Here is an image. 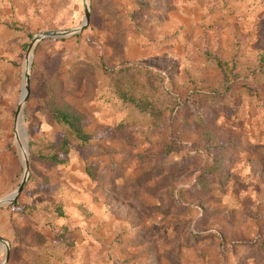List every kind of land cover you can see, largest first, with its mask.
<instances>
[{"label":"rangeland","instance_id":"374dc122","mask_svg":"<svg viewBox=\"0 0 264 264\" xmlns=\"http://www.w3.org/2000/svg\"><path fill=\"white\" fill-rule=\"evenodd\" d=\"M88 4L80 33L35 45L20 119L31 39L81 26L84 3L0 0V199L22 179L23 152L29 163L17 200L0 206L7 264H264V0ZM121 64L152 70L158 125L112 94L104 68ZM242 86L255 94L229 102ZM210 94L223 97L202 102ZM50 96L81 114L90 141L46 167L30 145L59 137Z\"/></svg>","mask_w":264,"mask_h":264},{"label":"trees","instance_id":"16d2710c","mask_svg":"<svg viewBox=\"0 0 264 264\" xmlns=\"http://www.w3.org/2000/svg\"><path fill=\"white\" fill-rule=\"evenodd\" d=\"M107 76L112 81L111 92L121 102L134 106L140 113H145L152 119L150 122L151 127L158 125V120L164 114L161 106L157 101H153L160 88L153 83L152 70L147 69L139 65L126 66L121 64L116 69L104 68ZM146 82L147 86L153 91V93L143 92L142 85ZM239 89L247 94H255L251 88L242 86L233 88V92L230 93L228 98L229 102H233V95L239 94ZM231 90V89H230ZM155 93L154 97L153 94ZM223 95L210 94L204 96L202 102L207 104H214ZM158 100V99H157ZM177 100V99H176ZM175 102L170 111L172 115L176 114V108L181 105V101L173 100V94L171 99L167 100L170 104ZM47 108L51 113V117L54 123L59 127V137L55 139L47 138L45 135H39L30 145V157L32 160L39 161L46 167L63 165L67 162L68 155L75 148H84L90 141V136L85 132L82 126V116L71 107L64 105L57 101L54 97L50 96L47 101ZM123 128V127H121ZM211 170L207 173L216 176L217 180L221 178L219 169L221 168V162L218 158L214 157V160L209 164ZM86 173L94 177V170L87 166ZM49 209L54 214L61 215L62 204L55 203L49 205ZM65 215V214H64ZM256 249L264 259V243L255 245ZM251 250V248L248 249Z\"/></svg>","mask_w":264,"mask_h":264},{"label":"water","instance_id":"95a60500","mask_svg":"<svg viewBox=\"0 0 264 264\" xmlns=\"http://www.w3.org/2000/svg\"><path fill=\"white\" fill-rule=\"evenodd\" d=\"M83 3H84V20H83V23L81 24V26L74 28V29L43 31V32H40L39 34L35 35L31 39V41L28 45L26 56H25L23 92H22L20 105H19L18 110H17V115L22 113V107H23L24 103L26 102L28 94H29V69L31 66L32 52H33L35 45L39 41H41L42 39H64V38L73 36L75 34L80 33L85 27H87L89 25V17H90L89 10L90 9H89L88 0H83ZM16 120H17V118H16ZM26 147H27V145H26ZM28 165H29L28 158L26 156V158L23 162V166H24L23 176H22V179H21L18 187L16 188V190L13 193H11L8 196L0 199V206L9 205V204H11L17 200V198L19 197V195L23 191V189L26 185V182L28 180V177H29ZM0 245H2L5 249L4 261L2 262V264H6V262L9 259V255H10L9 246H8L6 240H4L2 237H0Z\"/></svg>","mask_w":264,"mask_h":264},{"label":"bare ground","instance_id":"6f19581e","mask_svg":"<svg viewBox=\"0 0 264 264\" xmlns=\"http://www.w3.org/2000/svg\"><path fill=\"white\" fill-rule=\"evenodd\" d=\"M22 118V116H21V114H20V119ZM18 129H19V131H21V133H23V127H22V122H20V123H18V127L16 126V131L18 132ZM17 136H18V133H17ZM26 136V135H25ZM20 138H21V141H22V143L20 144L22 147H24V149H26V137H24V135L22 134H20ZM26 153L25 152H23V155H22V159H23V161L25 160V158H26Z\"/></svg>","mask_w":264,"mask_h":264},{"label":"crops","instance_id":"0c3cea01","mask_svg":"<svg viewBox=\"0 0 264 264\" xmlns=\"http://www.w3.org/2000/svg\"><path fill=\"white\" fill-rule=\"evenodd\" d=\"M2 246V245H1ZM10 256V255H9ZM9 260V259H8ZM6 264H7V262H6Z\"/></svg>","mask_w":264,"mask_h":264}]
</instances>
